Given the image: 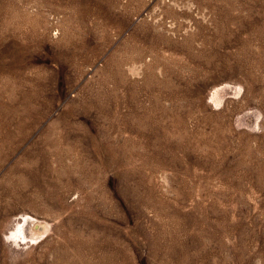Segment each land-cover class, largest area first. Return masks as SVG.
<instances>
[{
    "label": "rangeland",
    "instance_id": "1",
    "mask_svg": "<svg viewBox=\"0 0 264 264\" xmlns=\"http://www.w3.org/2000/svg\"><path fill=\"white\" fill-rule=\"evenodd\" d=\"M0 264H264V0H0Z\"/></svg>",
    "mask_w": 264,
    "mask_h": 264
}]
</instances>
